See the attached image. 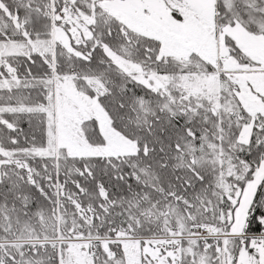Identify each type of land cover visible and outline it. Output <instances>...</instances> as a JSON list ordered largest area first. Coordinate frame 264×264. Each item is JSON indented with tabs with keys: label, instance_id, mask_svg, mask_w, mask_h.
<instances>
[{
	"label": "snow or ice",
	"instance_id": "6c2138e0",
	"mask_svg": "<svg viewBox=\"0 0 264 264\" xmlns=\"http://www.w3.org/2000/svg\"><path fill=\"white\" fill-rule=\"evenodd\" d=\"M0 264H264V0H0Z\"/></svg>",
	"mask_w": 264,
	"mask_h": 264
}]
</instances>
